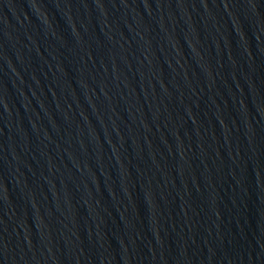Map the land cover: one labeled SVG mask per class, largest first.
Returning <instances> with one entry per match:
<instances>
[{
	"label": "water",
	"instance_id": "95a60500",
	"mask_svg": "<svg viewBox=\"0 0 264 264\" xmlns=\"http://www.w3.org/2000/svg\"><path fill=\"white\" fill-rule=\"evenodd\" d=\"M0 264H264V0H0Z\"/></svg>",
	"mask_w": 264,
	"mask_h": 264
}]
</instances>
